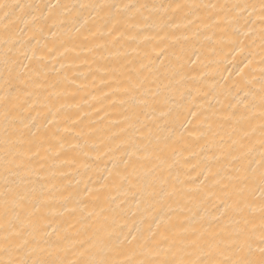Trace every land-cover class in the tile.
Here are the masks:
<instances>
[{
    "label": "snow or ice",
    "instance_id": "snow-or-ice-1",
    "mask_svg": "<svg viewBox=\"0 0 264 264\" xmlns=\"http://www.w3.org/2000/svg\"><path fill=\"white\" fill-rule=\"evenodd\" d=\"M151 7L155 9L157 6ZM160 7L165 13L172 12L180 17L171 25L162 19L157 25L161 31L165 27L180 30L194 26L196 21L192 17L197 11L206 9L210 11L208 19L211 23L197 17L203 27L212 33L206 35V39L211 41L216 35L214 30L219 29L225 34L230 32L228 38L235 46L234 51L244 53L247 43L248 54L245 59L248 63L245 68L254 66V55L260 56L258 79L251 72L241 70L239 78L230 86L221 89L216 85L214 88L227 101L229 110L224 116L231 123L228 136L230 143L226 147L223 144L224 137L213 130L210 117H205L206 131L202 133L205 144L201 152H211L208 158L217 163L223 158L232 165L231 168L213 172L212 166H206L204 181L197 183L193 180L190 185L179 176L169 179L172 165L168 162V153L174 151L171 148L172 136L153 133L148 129L150 138L147 143L141 141L142 147H137L135 134L143 135L142 129L148 126L140 125V113L133 110L130 115L124 116L127 127L122 131L127 135L132 130L133 135L127 136L125 142L134 151L127 159L113 163V170L108 172V177L113 178L111 185L107 182L101 184V188L117 190L123 198L116 204V196L109 195L106 198L107 209L102 206L99 213L82 215L77 221L79 228L76 224H70L67 229L60 227L54 220L56 212L45 197V190L51 189L41 185L39 190L33 186L21 191L15 186V180L11 179L21 172L25 176L38 175L29 168L31 160L28 152L19 151L21 147L32 144L25 132H30V128L22 110L32 103L34 92L31 89L45 87L48 77L42 71L40 61L35 66L23 62H31L37 55L36 48L28 47L35 36L25 41L24 30H17L19 23H24L26 29L30 28L24 16H32V6L0 2V81L4 89V96L0 97V124L3 126V163L8 173L0 188V254L7 257L0 258V264H264V0H258V12L257 4L252 0L175 3ZM45 8L52 18H57L54 12L63 17L78 8L104 10L111 17V29L119 30L117 26L137 27L134 17L129 13L135 12L142 16V10H149V5L107 2L74 5L57 0L55 4L45 5ZM17 10L23 15H19ZM254 14L258 15L261 25L258 33L251 27L255 23L252 18ZM37 19L33 16V23ZM87 22L84 21L85 24ZM60 23H64V20L60 19ZM93 34H100L99 29ZM198 34L199 29L194 35ZM165 38L175 40L179 37L172 31ZM39 43L36 40V44ZM257 46L259 53L254 52ZM21 54L23 60L20 59ZM161 54H164L163 49ZM43 59L41 57V61ZM149 63L153 62L149 60ZM160 64L163 68L161 75L168 83L157 85L156 90L148 88L139 93L138 98L132 96L134 109L139 107L141 113L148 108L155 110L154 105H161L160 115L167 116L171 111L167 106L176 103V95L181 99L184 97L181 86L189 78L184 73V66L178 60L167 64L161 60ZM126 79L127 86L123 87L126 94L131 95L141 87L139 82L133 81L132 76ZM65 80L68 81V78L65 77ZM50 87L55 89L57 85L52 84ZM13 92L16 95H12ZM20 92H23V100ZM57 95L59 93L55 91L49 92L46 99L50 102ZM217 103L223 105V101L218 100ZM189 114L196 115L191 109ZM210 114L215 115L211 108ZM216 137L220 139L219 144ZM59 146L63 148L62 143ZM213 147L218 149L219 154L212 151ZM52 148L53 145L49 144L43 150L49 152ZM115 150H119V147ZM115 150L109 148L103 154L107 156ZM28 151H31V147ZM136 153L140 155L133 160L131 157ZM59 155L57 153V157ZM13 166L17 171L13 172ZM166 169L167 176L164 175ZM209 177L214 186H220L219 194L205 183ZM55 188L56 185L52 184V189ZM129 197L135 211L129 206ZM209 197H215V201ZM125 210L132 215L140 214L141 223L151 222L147 223L146 228L118 232L115 216L105 213L119 215ZM93 216L96 222L89 223ZM69 229L75 231L70 232Z\"/></svg>",
    "mask_w": 264,
    "mask_h": 264
},
{
    "label": "bare ground",
    "instance_id": "bare-ground-1",
    "mask_svg": "<svg viewBox=\"0 0 264 264\" xmlns=\"http://www.w3.org/2000/svg\"><path fill=\"white\" fill-rule=\"evenodd\" d=\"M0 2L32 6L30 9L32 16H24L30 28L26 29L24 23H19L17 30H24L25 41L35 36L28 47L36 48L37 55L31 62L23 60L22 54L20 59L25 64L31 63L32 66L40 61V67L48 77L45 87L31 89L34 92L31 97L32 103L22 110V115L26 118L25 122L30 128V132L28 130L25 132L32 144L21 147L19 151L28 152L31 160L29 168L34 169L38 175L25 176L21 172L11 179L15 180V186L21 191L33 186L39 190L41 185L51 189V191L45 190V197L55 210L54 220L60 227L67 229L70 224H76L79 228L77 221L82 215L89 212L99 213L102 206L107 209L106 198L109 195L116 196V204H119L123 198L117 190L111 187L101 188V184L107 182L111 185L113 178L108 177V172L113 170V163L127 159L134 151L125 142L127 136L133 135L132 130H129L127 135L122 131L127 127L124 116L130 115L133 110L140 113V125L148 126L147 129H142L143 135L135 134L137 147H142L141 141L147 143L150 138L148 129L153 133L160 132L172 136L171 148L174 151L168 153V162L172 165L169 179L179 176L190 185L193 180L197 183L204 181L207 175L204 171L206 166H212L213 172L231 168L232 165L223 158L217 163L208 158L211 152H201V147L205 144L202 135L206 131L205 117H210L213 130L224 137L223 144L226 147L230 143L228 136L231 133V123L224 119V116L229 110L227 101H224L214 88L216 85L221 89L226 85L230 86L239 78L241 70L246 73L251 72L258 79L261 67L260 56L254 55L252 57L254 66L245 68L248 63L245 59L248 54L247 43L244 53L234 51L235 46L228 38L230 32L225 34L219 29L214 30L216 35L211 41L206 39V35L212 33L197 19L200 17L211 23L208 19L210 11L206 9L196 12L192 17L196 24L187 29L175 30L165 27L161 31L157 27L162 19L171 25L180 18L172 12L165 13L160 6L175 3H224L226 0H60L61 3L74 5L105 2L149 5V10H142V16L135 12L129 13L134 17L137 27L117 26L119 30L111 29V17L104 10L78 8L63 17H59V14L54 12L57 18H52L48 15L45 5L55 4L57 0H0ZM252 2L257 4L258 12V0ZM152 5L157 7L153 9ZM17 13L23 15L20 10H17ZM33 16L38 18L35 23ZM90 17L92 19H89ZM252 18L255 23L251 27L258 33L261 27L258 15L254 14ZM60 19H63L64 23L61 24ZM84 21L88 22L85 24ZM98 29L100 34L94 35L93 33ZM197 29L199 34L194 35ZM172 31L176 32L178 39L165 38ZM36 40L40 41L39 45L36 44ZM161 49L164 50L163 55ZM254 52L259 53L258 46ZM41 57L44 58L42 61ZM149 60L153 63L150 64ZM161 60H164L165 64L178 60L184 66V73L189 77L181 86L184 97L181 99L179 95L173 93L176 95V103L167 106L171 109L167 116L160 115L161 105H154L155 110L145 109V115L141 113L139 107L134 109L135 102L132 96L138 98V94L148 88L156 90L157 85L168 83L161 75L163 72ZM128 76H132L134 82L141 84V87L131 95L123 91V87L127 86ZM65 77L72 83H68ZM251 78L250 76L249 79ZM52 84H56L57 87L51 88ZM256 88L259 89L258 84ZM52 91L59 95L53 96L49 102L46 98ZM205 92L209 94L204 95ZM12 95L16 93L13 92ZM20 95L23 100V92H20ZM3 96V82L0 81V97ZM218 100L223 101V105L217 103ZM210 108L215 115L210 114ZM189 109L196 115H190ZM140 125L137 127L139 128ZM2 133L3 126L0 124V188L3 187L4 178L8 175L3 163ZM216 142L220 143L219 137H216ZM61 143L62 149L59 146ZM49 144L53 145L52 151L45 152L43 149ZM29 147H31L30 152ZM118 147L119 150H115ZM109 148L115 151L105 156L103 153ZM212 151L219 154L216 147H213ZM57 153H60L59 157ZM139 155L140 153H136L131 158L136 160ZM71 161L75 162L71 163ZM12 170L17 171L14 166ZM164 175H168L167 169ZM106 177H108L107 181ZM205 183L212 191L219 194L220 186H214L211 177ZM52 184L56 185L55 189H52ZM256 195L258 196L259 193ZM209 199L215 201V197ZM129 201V206L135 211L131 197ZM105 214L115 216V228L118 232L122 230L127 233L129 229L146 228L147 223L151 222L148 220L141 223L140 214L132 215L127 210L119 215L107 212ZM95 222L96 217L93 216L89 223ZM0 258L7 257L0 254ZM69 258L75 259L73 256Z\"/></svg>",
    "mask_w": 264,
    "mask_h": 264
}]
</instances>
